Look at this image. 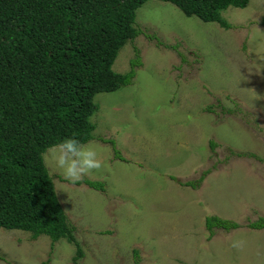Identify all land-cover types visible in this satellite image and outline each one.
<instances>
[{
	"label": "rangeland",
	"instance_id": "1",
	"mask_svg": "<svg viewBox=\"0 0 264 264\" xmlns=\"http://www.w3.org/2000/svg\"><path fill=\"white\" fill-rule=\"evenodd\" d=\"M222 16L231 29L157 0L138 9V27L159 41L127 44L113 70L127 74L137 47L133 84L94 99L90 142L102 167L81 181H102L106 192L48 169L84 252L79 264H264V230L250 227L264 217V0ZM206 172L197 189L171 179ZM213 216L240 227L211 235ZM52 246L0 229V264H74V246Z\"/></svg>",
	"mask_w": 264,
	"mask_h": 264
},
{
	"label": "trees",
	"instance_id": "2",
	"mask_svg": "<svg viewBox=\"0 0 264 264\" xmlns=\"http://www.w3.org/2000/svg\"><path fill=\"white\" fill-rule=\"evenodd\" d=\"M148 1L0 0V229L27 232L32 240L46 236L52 248L66 241L76 249L74 264L80 263L84 252L41 153L68 138L84 143L92 139L95 96L133 84L136 68L143 66L137 47L127 74H117L113 65L122 49L141 35L159 41L136 22L138 9ZM157 1L226 30L232 26L222 13L246 9L251 2ZM110 143L115 147L113 140ZM210 145L216 147L214 142ZM115 157L126 160L117 149ZM207 174L187 183L171 179L197 189ZM82 183L106 192L102 181L85 179L77 185ZM239 227L216 216L206 219L211 235L214 229L230 232ZM250 227L264 230V217Z\"/></svg>",
	"mask_w": 264,
	"mask_h": 264
},
{
	"label": "clouds",
	"instance_id": "3",
	"mask_svg": "<svg viewBox=\"0 0 264 264\" xmlns=\"http://www.w3.org/2000/svg\"><path fill=\"white\" fill-rule=\"evenodd\" d=\"M97 112L98 109L96 113ZM93 125L98 127L97 124ZM94 132L92 134L93 138L85 143L76 138H68L58 144L48 147L41 153V160L45 168L52 172L59 173L64 180L72 184L81 181L85 176L90 175L93 170H99L102 167V163L101 160L98 159L97 150L90 142L94 139ZM100 141L107 142V140L101 136ZM51 177L54 178L53 176ZM241 245V241H234L232 244L233 247H240ZM52 264H62V262L53 258Z\"/></svg>",
	"mask_w": 264,
	"mask_h": 264
}]
</instances>
